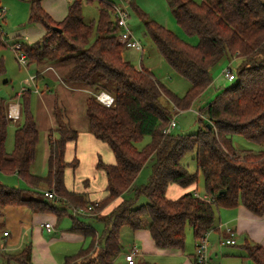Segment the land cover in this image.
Segmentation results:
<instances>
[{
    "label": "trees",
    "instance_id": "obj_1",
    "mask_svg": "<svg viewBox=\"0 0 264 264\" xmlns=\"http://www.w3.org/2000/svg\"><path fill=\"white\" fill-rule=\"evenodd\" d=\"M165 1L180 30L198 39L196 46L181 40L133 3L130 8L163 60L189 83L182 97L165 88L151 72L135 68L124 58L126 50L118 41L111 2L99 1L96 21L86 22L82 0H73L64 19L56 22L42 9L40 0H30L28 23L41 26L44 34L33 45L22 43L28 65L71 66L62 82L89 91L85 102L87 132L106 145L113 157L111 164L97 161L105 187L96 203L86 194L69 190L65 173L75 170L78 159L74 156L67 162L65 155L69 144L74 150L79 134L65 121L63 110L55 106L57 125L47 133V174L42 178L30 173L39 144L31 111L32 92L25 90L15 96L20 100L19 120L10 153L5 143L12 120L7 116L8 105L0 98V174L15 176L26 187L0 183V208L25 207L32 214L54 215L57 222L69 217L71 232L81 234L89 243L62 264H114L121 253V229L140 231L145 216L149 219L146 230L157 249L184 252L186 229L198 243L215 229L222 209L241 206L254 216L264 215V0ZM93 33L96 37L91 42ZM235 62V73L229 69L234 76L231 85L196 109L197 133L185 135L173 130L165 134L176 113L188 111L197 103L200 106L216 69ZM4 74L0 61V76ZM102 93L113 98L110 107L97 100ZM144 137H149V143L138 149L136 144ZM234 138L258 150H237ZM193 152L196 172L190 173L182 160ZM151 159L147 183L135 188L130 198H123ZM198 174L203 180L201 196L197 193ZM172 186L181 189L178 199L167 197ZM47 191L58 197L57 204L44 197ZM141 197L147 204L135 207ZM117 199L120 202L102 214ZM89 207V214L82 217L101 223L100 235L82 218L71 216L73 209ZM223 238L224 233L219 235L220 240ZM241 248L253 264H264V247L245 240ZM11 261L33 264L30 247L8 255L6 264Z\"/></svg>",
    "mask_w": 264,
    "mask_h": 264
},
{
    "label": "crops",
    "instance_id": "obj_2",
    "mask_svg": "<svg viewBox=\"0 0 264 264\" xmlns=\"http://www.w3.org/2000/svg\"><path fill=\"white\" fill-rule=\"evenodd\" d=\"M40 1L42 9L48 13L54 21L59 22L66 16L67 8L73 0ZM163 1L166 3L165 0H162V2ZM130 2L135 3L143 12H147L143 7L145 4L144 0H129L126 1L125 4H130ZM147 14L149 16L151 15L153 20L163 27L166 28L169 26L167 19H160L149 12H147ZM34 28L36 30H31L28 33V35L34 39V41H32L33 43L37 39H40L44 34V29L41 26L34 25ZM19 40L22 39L16 38L14 41ZM153 53L154 52L151 50V53L146 55V61L149 66V70L159 71V69H163L164 71L160 72L171 82L169 83L167 81V83H162L159 79L156 77L155 78L165 88L168 87L169 89H167L172 92L173 81L180 85V78L173 71H171L168 66L166 67L162 62H160V60L157 58L154 59L151 56ZM143 54L144 49L141 53H139L140 59L137 68L138 66H143ZM224 66H227V70L229 72L231 63H225ZM35 67L36 70L34 71V74H30L28 77H34V81L30 85L35 87V90L32 93L36 95V99H34L35 110L32 111L31 106V111L34 116L38 132L40 126L44 133V136L42 137V140L44 141L43 159L40 166L39 176L43 178L47 174V159L49 154L47 133L49 130H54L57 125L54 117L55 106H58L61 110H63V118L71 126V128L77 131L79 134V138L74 150L72 144L68 145L67 150H69L71 147L74 152L76 151V156H79L78 158L80 159L79 144L81 143V145H85V150L87 151V153L85 152L84 154L86 161L85 166H89L91 158H94L93 155L94 151L96 150L95 145L97 144V142L87 132L85 102L89 97V91L83 86H69L62 82L63 77L71 68L70 65L46 63L40 66L35 65ZM28 68L29 66H27L26 70H29ZM219 78L222 81L218 80V78L214 79L212 76L213 82L211 87L216 90H220V88H222L225 84V76L223 71ZM28 80L25 79V84L28 82ZM46 81L59 82V85H56L55 88L59 92L58 100L53 98L54 96H52L51 93L45 94V90H49V85H45L44 91L37 89L38 84ZM183 86L185 87L186 92L190 88V85L187 81L183 83ZM56 101H58V103H56ZM17 109L19 112V105H17ZM18 120L19 113L18 118L16 120H12L15 126L17 125ZM235 148L237 150H255V148L249 145L241 144L239 142L236 143ZM106 162L107 164H111L113 163V160L110 157V159H108ZM96 164L94 165L95 168ZM66 186L72 191V189H70L67 184ZM75 192L83 193V191ZM180 194L181 191L178 192V195ZM88 198L93 203H96L99 200V198H90V196ZM119 202L120 199H117L109 207H107L102 212V214H106ZM80 218L82 217H79L78 219L81 220ZM85 223L88 226H91L87 221H85ZM45 224H50V230H47L44 227ZM146 226L147 224H145L143 229L136 232L127 230V228L121 229L119 236L121 253L118 255L114 264H120L121 260L122 264H127L124 260V255L133 247H136L138 250V255L134 259V264H194V248L193 251L188 253L186 256L184 252L157 249L150 239L149 233L146 230ZM71 228L72 220L70 218L68 222L64 220L57 222V219L54 215L32 214L25 207L8 206L5 208H0V259L3 260L4 264H6V257L8 255L15 254L21 251L23 248L29 246L31 252V262L33 264H62L66 257L76 254L80 249L86 247L89 243V240L84 238L81 234L71 232ZM226 229H230L233 232L234 239L237 243L235 246L220 247L219 235L224 233ZM4 233H7L6 237H4ZM96 234L100 235V233L97 232ZM245 240H248V242L251 244L264 247V215L262 217L254 216L241 206L232 210H220L218 212V220L215 229H213L208 238L209 256L211 260L218 264H251L246 258L244 250H236L237 247H239L240 244L242 245ZM189 243H191V241ZM187 251L189 250L187 249ZM9 264L17 263L11 261Z\"/></svg>",
    "mask_w": 264,
    "mask_h": 264
},
{
    "label": "rangeland",
    "instance_id": "obj_3",
    "mask_svg": "<svg viewBox=\"0 0 264 264\" xmlns=\"http://www.w3.org/2000/svg\"><path fill=\"white\" fill-rule=\"evenodd\" d=\"M99 1H109L115 6L123 8L125 12L128 14V26L132 32V35L144 49V54L142 58V65H143L142 67L150 71L148 63L146 61V55H149V53H151V50L154 53L150 55L154 59L157 58L166 67L168 66L167 63L163 60V58L160 56L157 49L153 46L150 38L144 34L143 23L138 19L134 11L130 8V4L129 3L125 4L126 0H92V2H89V3H87L85 0H82V14L84 17V21L86 22L96 21L98 17ZM192 1H194L195 3H200V0H192ZM144 2L145 4L143 7L145 8V11L152 13L153 15H155L156 17H159L160 19H167L168 21L167 23L169 26H167L166 28L168 30L173 32L184 42L192 46L197 45L198 39L196 37L186 36L177 26V24L175 23L173 17L171 16V13L169 12L167 5L164 1L162 2V0H144ZM130 3H133V2H130ZM133 4L137 6L135 3ZM0 5H1L0 7H3L6 9L5 18L0 20L1 21L0 61L3 62L4 68H5V74L0 76V98L4 99L7 105H19L20 100L18 97L15 98V96L18 95L22 89L31 90V92L35 90L34 86L28 87L27 84H25L26 82L25 79L28 80L30 78L28 76H30V74H34L36 67L35 65L30 64L28 65L29 70H26L27 67H23L18 62L19 56L15 54L14 50L12 49V45L16 38H21L23 40L26 37L27 41H25V43L27 45H33L34 43L39 42L41 38L37 39L33 43L32 41H34V39L28 35L29 31L36 30L34 28V25H31L28 23L30 0H0ZM147 12H144V13L147 14ZM149 17L153 20L151 15ZM95 35L96 34L93 33L91 42H93V40L95 39L96 37ZM124 58L127 61H129L134 67L137 68V65L140 59L139 53L133 50H126L124 54ZM152 63L154 64L153 61ZM224 65L225 64L221 65L213 73L214 79L218 78V80H221L219 77L222 71L227 68V66H224ZM140 67L141 66H138V68ZM230 67H231V71L235 73L236 62L232 64ZM168 68L170 67L168 66ZM151 71H150L151 74L155 75L154 77L159 79L162 83H167V81L169 83L171 82L169 79L164 77L163 74L161 73L164 71L163 69H159V71H153V70ZM183 80L182 78H180V85L176 84L175 81H173L172 83V88H173L172 93L178 97H182L186 93V89L183 86V83L185 81ZM224 82L225 84L222 88H220V90L225 89L231 85V83L226 80V77L224 78ZM45 85H49V90H45V94L51 93V95L54 96L53 98L58 100L59 92L55 88H56V85L57 86L59 85V82L58 81H55V82L46 81V82L38 84L37 89L44 91ZM220 90H216L213 87H210L200 99L201 101L200 106H199V103H197L188 111L181 112V113L179 112L178 114L176 113V116L174 117L176 128L174 129L173 132L178 133V134H185V135H195L198 131V128L200 127L199 123L197 122V115H196L197 110L196 109H198V107H203L204 105L212 101L214 97L217 95L218 91ZM31 96H32L31 106H32V111H34L35 110L34 99H36V95H34V93H31ZM56 103H58V101H56ZM15 128L16 126L13 124V122H11L8 126V135H7V140L5 143V148H6L7 153H10L13 149V133L15 131ZM39 134H40V140H39L40 142L37 146L34 164L31 166V169H30V173L35 174V175H39L40 166H41V162L43 159V142L44 141L42 140L43 139L42 137L44 136V133L42 129L40 128V126H39ZM149 140H150L149 137H144L138 144H136V147L138 149H142L149 143ZM237 142L244 144V145H249L243 140H241L240 138H234L233 144L235 147H236ZM79 145H80V149H79L80 159L78 158L79 156H76V151L74 152L71 149V147L69 148V150L66 151L65 160L67 162H71L72 158L76 156V158L78 159V166H76L75 168L76 170L68 169L66 171L65 183L68 185L70 189H72V191H79V192L83 191V193H85L88 197L90 196V198L100 199L104 194L105 179H104L103 172L101 170L96 169L94 165L97 163L98 160L107 164L106 161L110 159V157L113 160L112 154L109 151V149L106 147V145H104L101 142H97V144L95 145L96 152L94 151V155H93L94 158L93 159L91 158L89 162V166H90L89 168V166H85L86 161H85L84 154L85 152L87 153V151L85 150V145H81V143ZM253 148H255L256 151L258 150L256 147H253ZM182 163L183 165L186 166L187 170L190 173L196 172V167H195V162H194V152L187 154L183 158ZM152 164H153V159L149 160L144 165V167L138 174L137 178L135 179L129 191H127L123 195V198H130L133 195V190L135 188L143 186L147 183L149 176L151 175ZM0 183L8 187H13V188H19V189L26 188L25 185L21 181H19V179H17V177L15 176H6V175L0 174ZM180 190L181 189L175 186L170 187L167 190V197L169 199H178L180 196L178 195V192ZM197 193L200 196L203 194V180L200 174H198ZM146 204H147V201L143 197H141L138 200L135 207L145 206ZM71 216H73V214ZM63 220L68 222L69 217H66ZM82 221L83 222L87 221L88 223H90V225L93 227V229L97 233H100L102 231L103 226L101 223L94 222L85 217H82ZM147 223H149V219L148 217L145 216L142 219L143 227H145V224ZM127 230L129 229L127 228ZM190 241L191 243H189ZM240 246L241 244L239 245V247H237L236 250L243 251V249ZM193 248H195V245H194V240L192 238V233H191V230L187 228L186 229V243H185V249H184L185 256L188 255V253H191V251H193ZM187 249L189 251H187ZM249 262L253 264L251 261ZM0 264H4L2 259H0ZM120 264H122V260L120 261Z\"/></svg>",
    "mask_w": 264,
    "mask_h": 264
},
{
    "label": "built area",
    "instance_id": "obj_4",
    "mask_svg": "<svg viewBox=\"0 0 264 264\" xmlns=\"http://www.w3.org/2000/svg\"><path fill=\"white\" fill-rule=\"evenodd\" d=\"M129 1V0H126ZM112 8L114 10V16L117 22L118 26V41L124 46L125 50H133L137 53H141L143 51L142 46L140 43L133 37L132 32L128 26V14L125 12L123 8L117 7L115 5H112ZM6 15V9L3 7H0V20L5 18ZM3 21V20H2ZM0 27H1V21H0ZM27 41V38L25 37L23 40L15 41L12 45V49L14 50L15 54L18 55V62L23 66L27 67L29 64L28 59L26 58L25 54L22 51V43H25ZM26 44V43H25ZM20 53V55H19ZM224 76L226 77V80L230 83L234 80L233 74L228 72L227 68L223 70ZM34 81V77H31L28 82L26 83L27 86H31ZM25 91V89H22L21 92ZM20 92V93H21ZM19 93V94H20ZM97 100L104 106L110 107L113 104V98L107 94H100L97 96ZM12 106L15 105H9L7 110V116L11 120H16L18 118V109L15 112L12 111ZM17 106V105H16ZM176 128L175 120L172 119L167 127L164 130L165 134H170L174 129ZM44 197H46L50 202L57 204L58 197L51 191L44 192ZM92 207H89L87 210L82 209H73L72 214L75 218H79L82 216H86L89 214L88 212L91 210ZM44 227L47 230H50V224H45ZM211 232L206 233L205 236L195 244L194 253H193V260L194 264H217L214 263L210 256H209V244H208V238ZM224 234H226V238H223L220 240V247H231L236 245V241L234 239L233 232L230 229H226L224 231ZM4 237L7 236V233L3 234ZM138 255V250L136 247H133L130 251H128L124 255V260L127 264H134V259Z\"/></svg>",
    "mask_w": 264,
    "mask_h": 264
},
{
    "label": "bare ground",
    "instance_id": "obj_5",
    "mask_svg": "<svg viewBox=\"0 0 264 264\" xmlns=\"http://www.w3.org/2000/svg\"><path fill=\"white\" fill-rule=\"evenodd\" d=\"M12 111L16 113V111H17V106L16 105L12 106Z\"/></svg>",
    "mask_w": 264,
    "mask_h": 264
},
{
    "label": "water",
    "instance_id": "obj_6",
    "mask_svg": "<svg viewBox=\"0 0 264 264\" xmlns=\"http://www.w3.org/2000/svg\"><path fill=\"white\" fill-rule=\"evenodd\" d=\"M263 6H264V3H263ZM59 32H60V30H59ZM206 127H207L208 129L211 128V126H210L209 124H207Z\"/></svg>",
    "mask_w": 264,
    "mask_h": 264
}]
</instances>
